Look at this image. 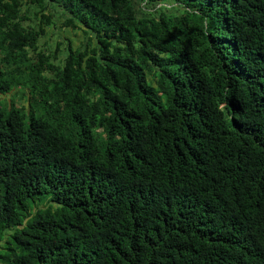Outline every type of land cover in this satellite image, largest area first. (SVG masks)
<instances>
[{
	"label": "trees",
	"instance_id": "16d2710c",
	"mask_svg": "<svg viewBox=\"0 0 264 264\" xmlns=\"http://www.w3.org/2000/svg\"><path fill=\"white\" fill-rule=\"evenodd\" d=\"M0 96V264H264V0H0Z\"/></svg>",
	"mask_w": 264,
	"mask_h": 264
},
{
	"label": "rangeland",
	"instance_id": "374dc122",
	"mask_svg": "<svg viewBox=\"0 0 264 264\" xmlns=\"http://www.w3.org/2000/svg\"><path fill=\"white\" fill-rule=\"evenodd\" d=\"M50 10L53 13V15L55 16V19H57V21H58L57 26L47 28L45 33L39 39V43L45 45L46 48L48 50H50L51 52H54V50L56 49L57 43L59 41H62L64 43L62 46H60V48L62 50L65 49L67 46L66 40L70 41L71 45L74 48L84 45L85 41L87 40V38L84 36V34H82L81 32H78L75 34V33H72V31H70L64 27L62 28V26H63L62 22H61V20L58 19L60 17V15L57 14L56 12H54L52 9H50ZM1 99H3V97L0 96V100ZM20 99H21L20 97L17 98V101L21 102ZM43 206H44L43 204L40 205V207H43Z\"/></svg>",
	"mask_w": 264,
	"mask_h": 264
}]
</instances>
